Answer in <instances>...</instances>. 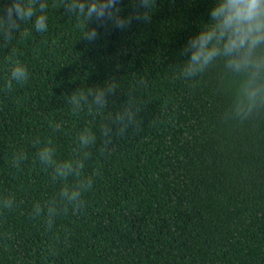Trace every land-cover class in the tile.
I'll list each match as a JSON object with an SVG mask.
<instances>
[{"label": "trees", "instance_id": "obj_1", "mask_svg": "<svg viewBox=\"0 0 264 264\" xmlns=\"http://www.w3.org/2000/svg\"><path fill=\"white\" fill-rule=\"evenodd\" d=\"M46 2L47 31L29 22L26 37H0V199L15 201L0 209V264H264V113L222 118L235 88L222 61L188 80L180 74V49L213 0H157L150 22L123 31L93 23L94 43L81 39L82 20ZM121 7L130 11L129 0ZM16 60L29 79L5 92ZM109 79L120 89L103 111L66 104L73 91ZM126 101L140 109L139 128L106 151L90 149L82 174L95 175L84 208L59 215L49 231L34 204L76 178L53 182L36 152L50 140L57 161L72 159L78 134L91 128L99 141ZM17 151L28 159L14 168Z\"/></svg>", "mask_w": 264, "mask_h": 264}, {"label": "clouds", "instance_id": "obj_2", "mask_svg": "<svg viewBox=\"0 0 264 264\" xmlns=\"http://www.w3.org/2000/svg\"><path fill=\"white\" fill-rule=\"evenodd\" d=\"M53 6L62 7L66 14L82 20L84 32L81 39L94 43L100 34L96 27L91 26L93 23L107 24L123 31L130 28L133 21L150 22L157 0H129L131 10L126 14L121 0H58ZM47 8L46 0H10L0 5V37L6 41L13 40L17 34L26 37L29 33L22 26L29 22L37 32L47 31ZM208 17L180 49V55L187 57L180 74L188 80L204 74L217 61H222L224 75L235 84L230 104L222 118L239 122L252 120L264 113V0H213ZM10 52L14 56L17 49L11 48ZM28 79L27 67L16 60L10 68L5 92L13 88V82L23 84ZM119 89L117 79H109L108 83L91 87L87 92L73 91L65 97L66 104L71 105L74 113L86 110L95 114L108 107L110 98ZM139 113L140 109L134 101L123 103L101 125L99 141L91 128H84L77 136L72 159L57 161L50 140L39 147L36 160L51 169L53 182L76 178V183L65 184L60 189L58 198L44 205L34 204L33 216L43 215L49 231L59 215L70 210L75 215L84 208L82 196L92 189L95 175L82 174L84 162L91 155L90 149L106 151L114 138L139 128ZM51 127L59 131L62 125L57 123ZM33 144H41L39 137ZM27 159L25 152H14L12 166L19 168ZM14 204L11 197L0 199V209L11 210Z\"/></svg>", "mask_w": 264, "mask_h": 264}]
</instances>
